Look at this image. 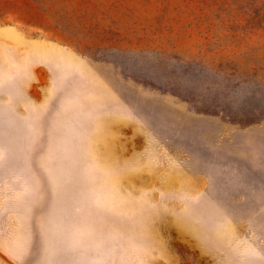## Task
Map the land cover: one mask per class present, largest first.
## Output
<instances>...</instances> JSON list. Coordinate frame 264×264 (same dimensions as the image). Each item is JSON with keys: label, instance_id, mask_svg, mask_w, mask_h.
<instances>
[{"label": "rangeland", "instance_id": "obj_1", "mask_svg": "<svg viewBox=\"0 0 264 264\" xmlns=\"http://www.w3.org/2000/svg\"><path fill=\"white\" fill-rule=\"evenodd\" d=\"M66 230L98 264H264V0H0V263Z\"/></svg>", "mask_w": 264, "mask_h": 264}, {"label": "crops", "instance_id": "obj_2", "mask_svg": "<svg viewBox=\"0 0 264 264\" xmlns=\"http://www.w3.org/2000/svg\"><path fill=\"white\" fill-rule=\"evenodd\" d=\"M79 238H74V235L70 233L69 230H66L65 233L61 232V236L65 237V240H60L55 243L54 249L57 251V256L53 258V264H98L93 257V245L91 240H89V235L85 234ZM85 238V239H83ZM8 237L6 236L4 252L7 257L11 258H21L22 263L25 259V249L27 248L25 243L21 244V255L20 257L14 252L13 243H7ZM19 244V243H18ZM1 264V263H0Z\"/></svg>", "mask_w": 264, "mask_h": 264}]
</instances>
